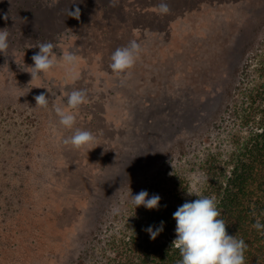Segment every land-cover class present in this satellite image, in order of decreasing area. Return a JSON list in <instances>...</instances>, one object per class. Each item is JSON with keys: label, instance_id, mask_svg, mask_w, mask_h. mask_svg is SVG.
Returning a JSON list of instances; mask_svg holds the SVG:
<instances>
[{"label": "rangeland", "instance_id": "rangeland-1", "mask_svg": "<svg viewBox=\"0 0 264 264\" xmlns=\"http://www.w3.org/2000/svg\"><path fill=\"white\" fill-rule=\"evenodd\" d=\"M160 2L0 0V30L9 33L7 57L0 53V228L6 218L18 226L10 243L0 230V246H16L18 264H95L96 246L146 215L131 195H159V207L173 202L171 190L188 200L206 180L208 152L229 149V93L243 76L246 42L256 52L264 37V0H166L167 15ZM76 8L79 19L69 16ZM133 39L144 51L122 79L111 55ZM43 42L53 43L59 64L31 81L22 69L34 66ZM65 52L79 60L68 82ZM73 90H84L87 103L72 130L51 102L36 107L43 92L72 111ZM77 128L95 136L96 148L64 145Z\"/></svg>", "mask_w": 264, "mask_h": 264}, {"label": "trees", "instance_id": "trees-1", "mask_svg": "<svg viewBox=\"0 0 264 264\" xmlns=\"http://www.w3.org/2000/svg\"><path fill=\"white\" fill-rule=\"evenodd\" d=\"M194 1L198 7L206 2L237 0ZM105 4L110 8V0H105ZM107 11L112 14L113 10ZM144 15L147 14L133 13L134 18ZM134 18H129V23ZM131 28L133 31L134 27ZM244 47L247 56L242 66L243 76L229 93L230 109L235 117L229 149L220 147L208 152L201 163L207 177L195 194L215 197L219 218L225 221L228 234L247 244L245 264H264V229L253 227L257 219L264 225V37L256 52H252L251 43L246 42ZM171 193V204L158 209L145 208L146 215L141 220H128L116 234H111L106 246H96L95 264H180L182 257L172 243L177 237L173 213L185 202L199 197L192 195L185 200L178 192L171 190ZM8 220H4L0 230L10 243L18 226ZM162 221L163 231L152 239L146 230L159 228ZM16 249V246H0V264H18Z\"/></svg>", "mask_w": 264, "mask_h": 264}, {"label": "clouds", "instance_id": "clouds-1", "mask_svg": "<svg viewBox=\"0 0 264 264\" xmlns=\"http://www.w3.org/2000/svg\"><path fill=\"white\" fill-rule=\"evenodd\" d=\"M117 2L118 0H110L112 6H115ZM157 9L161 15H167L171 12L166 0H161ZM69 16L79 19L80 9L76 8L74 12L69 10ZM5 20H7V16H5ZM8 37L9 33L6 29L0 30V53L6 57L9 49ZM36 47L39 48V51L31 58L34 66L22 69L31 74V81L40 78L41 75L47 76L59 64L57 55L53 50V43L43 42ZM143 51L141 44L135 39L131 40L127 46L116 49L111 55L110 68L113 73L122 79L130 78L132 69L140 60ZM60 60L67 66L68 74L75 78V69L79 63L77 55L73 52H65ZM45 89L51 93L50 89ZM34 100L36 107L45 110L48 109L51 102L56 115L59 117V124L67 130H72L76 124V111L87 103V93L84 90H73L68 95L67 105L72 111L56 104L55 100L50 101L47 94L43 92L34 96ZM63 143L81 151L88 150L89 152L96 148L93 147L96 143L95 136L89 131L78 128L70 137L64 139ZM189 194L193 193L189 192ZM194 195L198 196L199 199L185 202L173 213L177 237L172 243L182 257L180 264H245L247 244L243 239L237 240L236 237L228 234L225 221L219 218L220 212L215 197ZM148 196V192L142 190L135 196L131 195V199L136 208L143 205L150 210L158 209L161 197L153 195L148 198ZM163 224L162 221L159 228L153 230L152 227H149L146 230L152 239H155L163 231ZM253 227L257 230L264 229V225L258 219Z\"/></svg>", "mask_w": 264, "mask_h": 264}, {"label": "crops", "instance_id": "crops-1", "mask_svg": "<svg viewBox=\"0 0 264 264\" xmlns=\"http://www.w3.org/2000/svg\"><path fill=\"white\" fill-rule=\"evenodd\" d=\"M72 79V77L68 74V75H66L65 76V80L68 82V81H70Z\"/></svg>", "mask_w": 264, "mask_h": 264}]
</instances>
